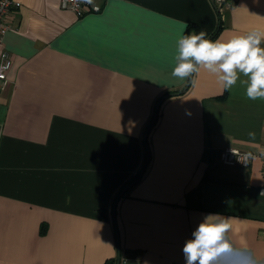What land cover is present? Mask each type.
I'll return each instance as SVG.
<instances>
[{"label":"crops","instance_id":"1","mask_svg":"<svg viewBox=\"0 0 264 264\" xmlns=\"http://www.w3.org/2000/svg\"><path fill=\"white\" fill-rule=\"evenodd\" d=\"M0 40L13 65L0 91V264H109L118 190L141 169L177 41L264 31V0H92L82 16L61 0H19ZM264 47V42H262ZM1 57V56H0ZM246 77L241 75L240 80ZM205 70L163 99L151 159L117 203L120 264H184L182 247L208 214L231 217L230 239L264 259V99ZM252 151L248 166L220 159Z\"/></svg>","mask_w":264,"mask_h":264},{"label":"clouds","instance_id":"2","mask_svg":"<svg viewBox=\"0 0 264 264\" xmlns=\"http://www.w3.org/2000/svg\"><path fill=\"white\" fill-rule=\"evenodd\" d=\"M91 3L92 0H87ZM264 31L234 35L227 41L211 40L205 31H193L177 41L176 64L171 72L181 80L202 69L212 74L222 89L240 80L246 97L264 99ZM231 217L219 213L206 215L182 247L184 264H264L246 248H237L230 239ZM147 264V262H145Z\"/></svg>","mask_w":264,"mask_h":264},{"label":"built area","instance_id":"3","mask_svg":"<svg viewBox=\"0 0 264 264\" xmlns=\"http://www.w3.org/2000/svg\"><path fill=\"white\" fill-rule=\"evenodd\" d=\"M227 0H215L216 5L223 7ZM61 6L75 12L78 16L84 15L86 12L99 11L101 6L97 4L88 3L87 0H61ZM19 0H0V40L2 42L5 34L12 28L9 21V14L12 10L18 9L21 4ZM10 53L6 50L2 51L0 57V91L5 87L8 80V72L13 65V59ZM264 147V146H263ZM254 156L252 151L241 150L238 148H223L220 152V159L228 164H240L248 166L250 159ZM262 183L260 192L264 194V148L262 150ZM264 235V228L262 229Z\"/></svg>","mask_w":264,"mask_h":264},{"label":"water","instance_id":"4","mask_svg":"<svg viewBox=\"0 0 264 264\" xmlns=\"http://www.w3.org/2000/svg\"><path fill=\"white\" fill-rule=\"evenodd\" d=\"M213 2V4L215 3V0H211ZM218 11L221 10L220 6L217 7ZM188 85H190V82H188L186 85H184V88L181 90V91H177L175 92L176 94L178 93H184L187 89H188ZM162 101H159L155 107V112L154 113V116H153V119L151 121V123L149 125H147V129L144 133V136H143V142L145 144V152H146V163L144 164V166L142 167L141 169V172L143 173L145 171V168H146V164L149 162V160L151 159V148H150V145H149V141H148V136H149V132L150 130L152 129V125L155 124L156 120H157V117H158V112H159V108H160V105H161ZM133 185V183H129L127 185H125L124 187H122L121 190H119L120 192L117 194L114 202L112 203L113 206H112V212H113V216L114 217V225H115V232H116V242H117V256H116V264H120L121 261H122V247H121V238H120V232H119V226H118V221H117V206H118V202L120 200V198L124 195V193L126 192V190H128L131 186Z\"/></svg>","mask_w":264,"mask_h":264},{"label":"trees","instance_id":"5","mask_svg":"<svg viewBox=\"0 0 264 264\" xmlns=\"http://www.w3.org/2000/svg\"><path fill=\"white\" fill-rule=\"evenodd\" d=\"M214 6H215V9H217V7H218V5H216V3H214ZM222 9V8H221ZM217 11H218V9H217ZM221 11V10H220ZM220 11H218V13H219V16H220ZM222 19H221V17H220V19L218 20L219 21V23H218V25H217V27H216V29H215V31L213 32V33H211V35L208 37L209 39H213V38H215L217 35H218V32H220L221 31V29L223 28L222 26V21H221ZM193 77V76H192ZM192 77L191 78H189V82L191 83V80H192ZM177 92V91H176ZM176 93L175 92H167V93H165L162 97H160L159 99H157L158 101H157V103L159 102V101H163V99H166L167 97H170V96H172V95H175ZM179 94V93H178ZM157 105V104H156ZM155 112V111H154ZM153 116H154V114H153ZM152 119H153V117H152ZM149 162H150V160H149ZM148 162V163H149ZM146 163V155H145V158H144V161H143V164H141L142 165V167L144 166V164ZM147 163V164H148ZM146 164V165H147ZM148 166V165H147ZM147 166H146V168H147ZM142 167H141V169H142ZM146 168H145V170H146ZM141 169L135 174V176H133V177H131L132 179H130L127 183H125L122 187H124L125 185H127V184H129V183H133V184H135L136 182H138L140 179H141V177L143 176V174H144V172L142 173L141 172ZM122 187H121V189H122ZM121 189H119V190H121ZM118 190V192H117V194L120 192ZM117 194L115 195V197L113 198V202H114V200H115V198H116V196H117ZM112 204V203H111ZM109 264H116V259H114L113 260V262L111 261Z\"/></svg>","mask_w":264,"mask_h":264}]
</instances>
